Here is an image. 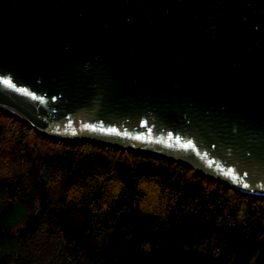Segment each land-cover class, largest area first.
Wrapping results in <instances>:
<instances>
[{"label":"water","instance_id":"water-1","mask_svg":"<svg viewBox=\"0 0 264 264\" xmlns=\"http://www.w3.org/2000/svg\"><path fill=\"white\" fill-rule=\"evenodd\" d=\"M0 109L264 200V0H0Z\"/></svg>","mask_w":264,"mask_h":264},{"label":"trees","instance_id":"trees-1","mask_svg":"<svg viewBox=\"0 0 264 264\" xmlns=\"http://www.w3.org/2000/svg\"><path fill=\"white\" fill-rule=\"evenodd\" d=\"M0 264H264V200L0 109Z\"/></svg>","mask_w":264,"mask_h":264},{"label":"snow or ice","instance_id":"snow-or-ice-1","mask_svg":"<svg viewBox=\"0 0 264 264\" xmlns=\"http://www.w3.org/2000/svg\"><path fill=\"white\" fill-rule=\"evenodd\" d=\"M7 83V82H6Z\"/></svg>","mask_w":264,"mask_h":264}]
</instances>
